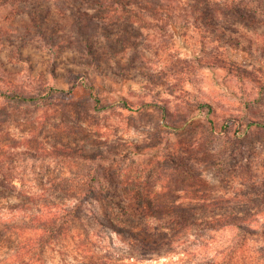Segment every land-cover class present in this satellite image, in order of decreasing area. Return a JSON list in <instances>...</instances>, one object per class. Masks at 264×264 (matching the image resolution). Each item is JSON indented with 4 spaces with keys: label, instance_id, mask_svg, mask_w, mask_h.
<instances>
[{
    "label": "rangeland",
    "instance_id": "374dc122",
    "mask_svg": "<svg viewBox=\"0 0 264 264\" xmlns=\"http://www.w3.org/2000/svg\"><path fill=\"white\" fill-rule=\"evenodd\" d=\"M125 1L145 20L88 10L92 57L74 28L73 12L90 7L84 1L0 0V264H264V127L246 128L264 122V0H211L222 2L220 10L213 6L215 18L203 17L202 0H164L170 18ZM54 41L50 50L46 42ZM218 56L238 70L213 65ZM86 84L95 86L104 109L94 107ZM48 86L66 92L34 105L1 94L46 93ZM122 100L133 110L115 105ZM143 102L151 105L137 110ZM204 102L214 109L213 129L207 110L198 109ZM114 148L130 152L112 160ZM55 149L87 159L105 154L96 163L152 175L146 198L153 202L166 182L160 160L181 155L194 177L181 175L178 185L195 187L167 199H206L198 217L211 223L168 234L165 219L125 212L98 190L42 242L43 222L67 216L79 202L56 185L67 186L92 164L56 158ZM172 172L169 166L164 174Z\"/></svg>",
    "mask_w": 264,
    "mask_h": 264
},
{
    "label": "trees",
    "instance_id": "16d2710c",
    "mask_svg": "<svg viewBox=\"0 0 264 264\" xmlns=\"http://www.w3.org/2000/svg\"><path fill=\"white\" fill-rule=\"evenodd\" d=\"M85 3H87L90 7H85L83 10H78L76 12H73L74 16V28L77 32V34L81 37V41L85 47V50L89 53L90 56H95V50H94V42H92L91 36L87 35V28L90 27L92 24V16L88 14V10H95L103 13L104 19L110 18L113 20V18H117V20H120L122 18H125L126 16H130V18L137 17L140 20L144 21L145 18L142 17V15L136 14L132 8H130V4L132 2H126L125 0H82ZM129 1V0H127ZM203 3H205L204 10L201 11V14L203 17H214L215 13L213 10V6H217L216 9H222L220 8L221 3L217 2L215 5L211 4V0H202ZM134 2V1H133ZM140 4L143 5L144 9H148L155 17L164 15V17H172L169 9L168 4L164 0H139ZM199 5V4H198ZM98 6L99 8H96ZM119 9L123 10V12L119 11ZM121 13V14H118ZM235 13L238 14V8H236ZM85 15V17H84ZM204 17V18H205ZM131 20V19H129ZM207 25H215V23H208ZM38 32L41 33V35L44 34L42 32L41 25L39 23L37 24ZM214 29V28H213ZM217 30V28L214 29V31ZM224 34V32L222 33ZM37 39H40L37 36ZM46 45H48L49 49L52 50L56 48V42L54 41L52 44H48L46 42ZM213 65L215 64H225V61L222 60L221 57H214ZM229 65L230 69L232 70H238L239 66H235L234 64H225ZM86 87L90 91V95L93 100L94 107L98 110L104 109V106L101 105L102 100L99 96V93L97 92L95 86L93 84H86ZM44 91H47L46 93L37 92V93H23L19 91H2L1 94L4 96V98L8 99L11 102L17 103V104H38L43 102L44 100L48 99L50 96L55 94H63L66 92L64 89L56 88L55 86H48L45 88ZM115 105L121 106L126 109L133 110L134 106L130 102L126 100H122L117 102ZM151 103H142L136 107L137 110L145 109L148 106H150ZM158 109L163 114L167 113L168 108L166 106H163L161 104H155ZM198 109H206L207 110V121L209 122L212 129L216 127L215 121L210 115L214 109L211 104L209 103H200L198 105ZM234 120V119H233ZM232 119H228L227 122L233 121ZM228 123L222 126V129L224 131H227ZM253 126L256 127H264V122L262 121H256L252 120L247 123L246 128L249 129ZM132 148H135V150H132L133 152L145 155L144 152L147 149H136L139 146H136V144H131ZM157 146L156 144L153 145V147ZM109 152V151H108ZM130 151L125 152V150H121L120 148H114L110 151V153L113 155V159L115 160L119 157H127ZM53 155L56 158L65 159V160H74V159H86L92 162L88 170L81 174H73L72 177L66 180L68 183L67 186H64L63 184H57L56 188L58 190H61L63 192H66L67 194L77 197L78 203H76L75 206H73L70 210L67 216H62L58 220H51L49 222H43V228L45 229V233L42 236V242L44 239L48 241V239L55 236L60 228L63 226V224L66 222L65 219L69 218L68 216L71 215L74 211L79 208L80 203L85 199V197L91 196L96 193V191H100L102 193H105V197L109 199V202L111 204H114L117 208L125 211L130 212L137 216H145V217H154L158 220L164 221V229L169 230L167 233L169 234L170 231L177 233L181 230L187 229L191 226H201L205 225V227H209L210 221L208 219H201L198 217V210L206 208L208 206L206 199L201 200L198 196H186L185 199L191 200V202L197 201L201 202L204 201L202 204H184L183 202H179L178 199L175 200H169L167 199V193L173 192L175 190L184 191L188 189V193H191L190 188L195 187L194 183H189L184 186L178 185L179 183V176H191L194 177V172L191 170V164L189 165V162L185 160V158L181 155L176 156L174 158L172 154L165 155L164 164L162 163V160H160V181H163L165 177V185H163V197H160V201L153 202L150 198H146L149 195L148 187L150 186L152 175L148 177H143L142 171H137V174L131 176L130 173L125 170L126 167L122 165H113L112 168L105 167L102 162L96 163L97 159H107L108 156L105 154H98L95 156H90L87 159V155L79 152H75L72 150H65V149H55L53 150ZM98 156V157H97ZM122 159V158H121ZM124 162V161H123ZM125 165L127 164L124 162ZM130 164L126 165L128 167ZM173 167V172L171 174L165 173L166 170H169V166ZM99 173L104 176L105 179L108 178V183L110 186H107V183L103 182L101 178H99ZM177 174V176L174 178V176ZM128 175V176H127ZM127 176V177H126ZM121 177L123 180H119L117 178ZM124 177H126V180L124 181ZM168 179V180H167ZM197 185V184H196ZM111 187V188H110ZM193 191V190H192ZM201 192V190H199ZM195 194L198 193L197 190L193 191ZM122 193V194H119ZM126 193L127 195L124 196ZM119 195L118 201L114 200V196ZM185 202V201H184ZM74 212V213H75ZM73 216V215H72ZM218 221L222 220L221 218H217ZM225 222H221L220 224H227V220L223 218ZM45 240V241H46Z\"/></svg>",
    "mask_w": 264,
    "mask_h": 264
}]
</instances>
